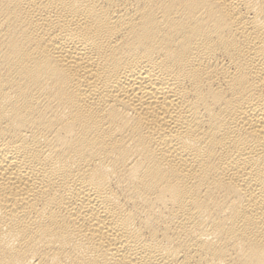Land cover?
<instances>
[{
    "label": "bare ground",
    "instance_id": "6f19581e",
    "mask_svg": "<svg viewBox=\"0 0 264 264\" xmlns=\"http://www.w3.org/2000/svg\"><path fill=\"white\" fill-rule=\"evenodd\" d=\"M0 264H264V0H0Z\"/></svg>",
    "mask_w": 264,
    "mask_h": 264
}]
</instances>
